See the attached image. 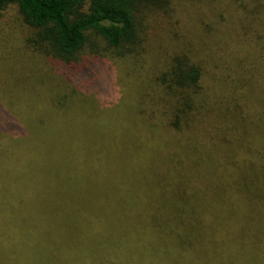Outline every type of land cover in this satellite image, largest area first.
Here are the masks:
<instances>
[{
    "label": "trees",
    "instance_id": "16d2710c",
    "mask_svg": "<svg viewBox=\"0 0 264 264\" xmlns=\"http://www.w3.org/2000/svg\"><path fill=\"white\" fill-rule=\"evenodd\" d=\"M218 1L0 0V12L14 7L32 30L27 44L59 66L75 68L86 65L76 57L82 50L101 58L136 57L147 14L169 11L173 18L175 6L187 10ZM237 1L239 13L228 10L221 22L237 19L238 45L249 37L259 52L243 50L233 63L232 53L219 50L220 66L214 57L204 60L206 46L217 45L195 35L193 54L179 53L156 68L142 107L115 140L119 168L131 170L116 177L110 163L105 172L112 179L100 171L74 177L53 168L49 189L37 186L38 178L9 206L3 223L17 237L0 247L2 256L6 251L0 264H264V1ZM170 38L181 39L179 33ZM3 112L0 102V133L13 136L12 127L1 123ZM100 139L77 152L90 154L92 144L106 149ZM59 177V183L74 177L78 189L91 185L73 193L58 185Z\"/></svg>",
    "mask_w": 264,
    "mask_h": 264
},
{
    "label": "rangeland",
    "instance_id": "374dc122",
    "mask_svg": "<svg viewBox=\"0 0 264 264\" xmlns=\"http://www.w3.org/2000/svg\"><path fill=\"white\" fill-rule=\"evenodd\" d=\"M238 6L237 0H219L212 5L187 6V10L175 6L173 18H169V11H156L149 18L147 14L145 35L136 57L122 60L111 56L101 58L99 54L82 50L76 57L78 63L87 60L86 65L75 68L59 66L57 59L35 52L27 44L32 30L22 25L14 7L0 12V102L6 111L2 114L1 123L15 131L13 136L0 133V247H9L14 244L9 238L17 237L16 230L3 223L9 218V206L16 203L15 196L25 193V189L32 190L41 177L43 181L39 180L37 186L42 184V189L43 184H49L51 187L53 168L72 172L74 177L79 174L95 177V172L100 171L109 178H112L111 174L105 171L110 163L112 168L109 170L116 172V177L131 170L132 165L119 168L115 158V140L132 113L142 107L140 98L145 91H151L156 68L168 65L179 53H188L189 50L193 54L195 35L204 37L205 43L217 45L213 50L206 46L209 55L204 60L214 57L220 66L219 50L232 53L233 63L243 56V50L253 55L259 52L256 40L249 37H244L243 44L238 45L242 31L237 19L233 25L221 22V14L227 11L228 15V10L239 13ZM180 17L186 22L183 23ZM209 28L212 33L208 32ZM175 33H179L180 41L179 38L175 41L170 38ZM100 47L104 46L100 44ZM205 78V84L210 85L211 79ZM217 85L221 89V83ZM97 137L102 138L100 140L106 149L97 151L98 146L95 148L92 144L90 154L81 149L77 152V147L84 142L89 144V140ZM143 153L145 150L138 152L134 161L143 157ZM108 155L113 159L103 158ZM88 160L91 167L94 166L91 169L86 164ZM74 177L69 178V183H59L63 182V177H59L58 185L65 190L73 187V193L88 189V184L90 187L91 182L87 181L78 189V185H73ZM70 200L65 198L67 202ZM14 223L19 222L16 220ZM14 250L12 246L9 252ZM3 251L0 250V262L5 261L6 251L2 256Z\"/></svg>",
    "mask_w": 264,
    "mask_h": 264
}]
</instances>
